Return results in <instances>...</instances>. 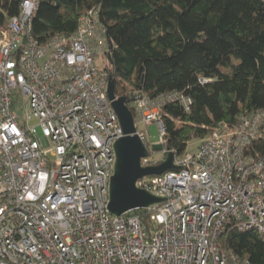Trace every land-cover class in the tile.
<instances>
[{
	"label": "built area",
	"instance_id": "built-area-1",
	"mask_svg": "<svg viewBox=\"0 0 264 264\" xmlns=\"http://www.w3.org/2000/svg\"><path fill=\"white\" fill-rule=\"evenodd\" d=\"M39 4L22 0L0 28V264H249L220 238L228 229L264 234V153L252 154L264 110L220 124L195 152L174 158V170L137 181L164 200L139 209L151 229L134 211L113 216L110 182L124 132L108 99L110 78L95 64L105 39L91 11L73 36L40 43ZM170 102L190 111L191 100L176 93L132 104L148 150L143 168L167 157L164 149L161 159L151 155L164 145L160 112ZM140 124L158 129L152 149Z\"/></svg>",
	"mask_w": 264,
	"mask_h": 264
},
{
	"label": "trees",
	"instance_id": "trees-1",
	"mask_svg": "<svg viewBox=\"0 0 264 264\" xmlns=\"http://www.w3.org/2000/svg\"><path fill=\"white\" fill-rule=\"evenodd\" d=\"M21 2L0 0V28L19 14ZM91 11L115 95L132 112L139 96L176 93L191 100L189 112L179 102L160 112L165 156L181 158L220 124L234 127L242 115L264 110V0H40L33 36L42 44L71 37ZM253 146L252 154H263L264 137ZM133 213L151 229L146 211ZM220 246L264 264V234L257 231L228 229Z\"/></svg>",
	"mask_w": 264,
	"mask_h": 264
},
{
	"label": "water",
	"instance_id": "water-1",
	"mask_svg": "<svg viewBox=\"0 0 264 264\" xmlns=\"http://www.w3.org/2000/svg\"><path fill=\"white\" fill-rule=\"evenodd\" d=\"M107 95L124 132V137L115 144L116 163L110 182L108 205L110 213L120 217L129 212L164 202L163 199L138 189L136 183L144 177L161 176L174 170V154L168 153L165 161L156 167H141V159L148 156V150L136 134L134 115L128 107L126 99L118 98L115 95V82L112 78L108 82ZM154 150L162 152L163 146H155Z\"/></svg>",
	"mask_w": 264,
	"mask_h": 264
},
{
	"label": "rangeland",
	"instance_id": "rangeland-1",
	"mask_svg": "<svg viewBox=\"0 0 264 264\" xmlns=\"http://www.w3.org/2000/svg\"><path fill=\"white\" fill-rule=\"evenodd\" d=\"M95 64L97 65V67L101 71H106L107 69H110V64L107 61L104 54H101V55H98L95 57ZM18 112L20 113V115H23V112L21 110H18ZM139 129L144 130L147 133V142H148L149 146L151 147V149H152L153 145L157 144L160 141L158 129H157L156 125H154V124L151 125L147 131V128L140 124ZM199 145H200L199 140L192 141L188 146V151L189 152H195ZM162 157H163V155L161 152H154L151 155V158H153V159H161Z\"/></svg>",
	"mask_w": 264,
	"mask_h": 264
},
{
	"label": "clouds",
	"instance_id": "clouds-1",
	"mask_svg": "<svg viewBox=\"0 0 264 264\" xmlns=\"http://www.w3.org/2000/svg\"><path fill=\"white\" fill-rule=\"evenodd\" d=\"M133 113V112H132ZM162 153V152H161Z\"/></svg>",
	"mask_w": 264,
	"mask_h": 264
}]
</instances>
